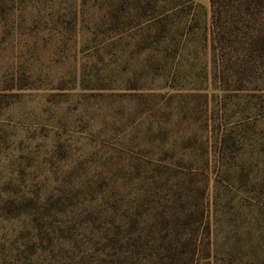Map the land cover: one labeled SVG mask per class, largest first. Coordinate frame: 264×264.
I'll return each instance as SVG.
<instances>
[{"label":"rangeland","instance_id":"rangeland-1","mask_svg":"<svg viewBox=\"0 0 264 264\" xmlns=\"http://www.w3.org/2000/svg\"><path fill=\"white\" fill-rule=\"evenodd\" d=\"M0 0V264H264V0Z\"/></svg>","mask_w":264,"mask_h":264},{"label":"trees","instance_id":"trees-1","mask_svg":"<svg viewBox=\"0 0 264 264\" xmlns=\"http://www.w3.org/2000/svg\"><path fill=\"white\" fill-rule=\"evenodd\" d=\"M212 4L214 5V1L212 0Z\"/></svg>","mask_w":264,"mask_h":264}]
</instances>
